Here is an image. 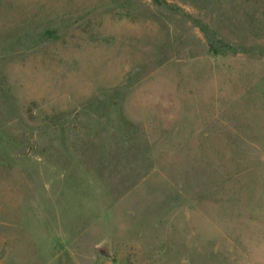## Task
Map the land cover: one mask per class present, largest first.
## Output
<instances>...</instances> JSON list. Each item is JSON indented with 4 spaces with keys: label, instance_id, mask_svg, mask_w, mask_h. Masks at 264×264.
I'll use <instances>...</instances> for the list:
<instances>
[{
    "label": "rangeland",
    "instance_id": "1",
    "mask_svg": "<svg viewBox=\"0 0 264 264\" xmlns=\"http://www.w3.org/2000/svg\"><path fill=\"white\" fill-rule=\"evenodd\" d=\"M0 264H264V0H0Z\"/></svg>",
    "mask_w": 264,
    "mask_h": 264
}]
</instances>
